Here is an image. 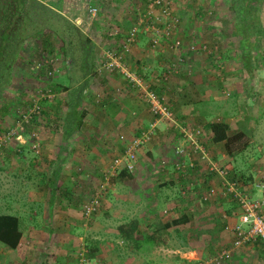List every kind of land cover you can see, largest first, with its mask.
I'll list each match as a JSON object with an SVG mask.
<instances>
[{
	"label": "rangeland",
	"instance_id": "374dc122",
	"mask_svg": "<svg viewBox=\"0 0 264 264\" xmlns=\"http://www.w3.org/2000/svg\"><path fill=\"white\" fill-rule=\"evenodd\" d=\"M38 1L52 8L57 12V16L49 18L46 12L31 14L27 12L25 17L32 18L31 22L37 23L38 26H45L44 33H49L47 30L55 31L57 40L53 41V47L60 45L61 41L58 42L60 37L65 44L67 43L63 57L70 65L72 60L76 63L71 65L75 74L80 73V54L75 51L77 37L88 34L93 39L95 49L97 45L105 46L107 33L112 28L122 29L123 32L126 26L133 23V11L135 15L142 9L144 12V5L148 2V0H139L141 4L135 10L136 6L132 3L119 0ZM165 1L168 2L172 13L178 17L179 27L182 29L181 40L188 45L189 41L195 39L198 45L204 43L214 53L212 60L206 56L207 53L201 52L194 58L196 65L193 66L191 62L186 63L188 80L192 79V74L195 72H197V78L200 72L198 88L202 91H199V96L204 100L197 106L205 109V119L227 118L232 125L240 124L246 135L251 131V126L255 127L256 130L249 133L250 136L247 138L248 141L250 140L249 143L235 156L231 165L234 167L236 177L238 172H243V177L250 174L252 181H257L258 170H264V155L257 149L259 146L264 147V52L262 53L261 50L264 48V5L260 12L263 36L254 53L256 67L252 73L253 78L242 82L244 90L242 92L235 86L234 78L233 80L227 78L221 89H208L211 80L220 79L216 76L219 66L222 65L218 62L220 60L218 57H221L220 54L225 53V50L230 59L224 58L222 70L226 68L231 74H236L238 70L236 60L232 59L235 52V39L230 35L224 20L227 9L217 8L219 11L211 15L206 11L209 10L208 6H217L215 0ZM90 6L96 7L95 17H90L88 11ZM195 6H202L206 9V14L200 18L195 17L194 9H192ZM77 19L81 21H76ZM69 24L74 28L71 29ZM54 34L52 33L55 37ZM145 39L144 34L138 38L140 43L137 46L145 47V53L143 49L140 50L145 58L143 60L145 67L142 68L139 65L137 70L141 71L146 81H149L150 78H154V67L159 64L154 62L155 58H159L157 60L160 63H165L171 54L165 49L146 51ZM186 45H183V48H186ZM40 46L41 39L37 37L32 40L26 50H21L20 55H24L22 64H13V80L3 91V99L0 102V212L18 216L20 229L24 233L20 245L22 249L18 250L21 257L18 252L13 251L9 254L6 264H37L40 261L50 264H264L263 251L259 252L244 243L237 247L232 245L231 233L225 228L221 229L218 219L222 218L221 214L225 212L227 202L204 205L193 196L181 197L177 195L180 183L176 181L174 186L169 188H158V183L161 181L174 179L175 174L169 166L175 158L172 152L175 144L187 142L186 138L182 139L181 135V138L178 136L174 127L179 125L180 121L184 122L187 127L179 125L178 130L184 131L186 135L191 126L201 127L200 124L204 119L196 117L195 114L185 113L172 107V115L175 113V116L180 119L177 120L172 116L171 121L159 119L153 123L154 135L147 144L136 149L133 179L125 185L109 181L108 178L112 175L110 163L117 155L116 153L122 151V144L117 143L118 136L129 138L138 128H145L153 119L140 99L139 92L129 87L121 77L117 78L115 73H113L115 74L113 80L104 79V84L98 76L93 75L91 79L93 84L89 87L88 98L92 101L95 98L100 101L103 99L105 106L100 108L101 106H94L95 103L92 107L84 105L88 109L84 126L82 125L79 133L70 139L69 157L58 175L57 185L71 191V201L69 200L65 205L55 203L49 212L48 193L46 188L42 187L40 180L45 179L50 170V162L58 150L59 135L56 133L57 129H52L51 127L54 126L46 125L45 121L56 122V111L53 109H56V99L65 92L59 89L55 93V99L53 97L49 101L52 108H47V113L41 114L42 118L35 117L37 122L33 121V118L28 123L31 114L27 116V121L22 116L26 112L24 108L28 98L36 99L38 96L45 95L43 91L49 90L51 86H70L73 83L67 82L65 69L53 67L50 73L51 78L48 80L25 63L31 56L37 57ZM137 46L134 47L139 50ZM55 52L58 53L57 50ZM95 58H97L96 55ZM128 59L125 60L126 64H130ZM209 63L214 64L215 68H211ZM57 64L56 62L54 65ZM209 76L211 80H208ZM176 82V74L171 75L167 79L166 87L177 91L178 89L175 90ZM76 83L73 85L75 86ZM185 86L190 89L189 84ZM206 96L210 99L205 98ZM246 106L248 108L252 106L249 112ZM27 110L33 111L29 107ZM92 111H97L100 118L104 119L101 126L97 123L100 120L98 115L92 116ZM181 112L190 114L189 118L180 117ZM114 116L117 120L112 119ZM89 117L92 118L91 121H87ZM98 126L104 133H100ZM19 130L23 132L19 133ZM106 131L111 133L110 136H105L108 134ZM7 133L10 134L9 138L6 137ZM99 134H102L99 136L102 142L97 139ZM87 136L91 138L88 139ZM202 136L204 140H207L203 128ZM105 138L108 140L104 141ZM19 144L26 147L21 156H18L16 152ZM33 145L35 147H32ZM100 145L106 149V152H100ZM208 148L212 153L214 152V156H220L217 158L218 163L221 158L224 160L222 146L216 147L217 151L211 147ZM221 154L224 157H221ZM161 164H165L164 167ZM243 182L246 183H243L244 189L250 191L249 183L244 180ZM253 192L255 197H260L255 189ZM164 194L167 195L166 199L163 197ZM96 195L98 196L96 210L84 216L82 206ZM174 206L177 210L178 206H184L189 216L188 224L161 231L158 235L162 243L149 247L146 251L132 252L113 235L117 224L127 219L136 218L141 224L146 222L154 224L158 220L163 222L164 217L171 219L179 214L173 213ZM235 212L232 211L230 216L225 213L227 219L228 216L230 218L228 221L225 219L228 227L236 222ZM86 240H96L100 251L97 258L80 262L81 254L85 251ZM222 252L229 257H219ZM5 255L7 257L8 254Z\"/></svg>",
	"mask_w": 264,
	"mask_h": 264
},
{
	"label": "trees",
	"instance_id": "16d2710c",
	"mask_svg": "<svg viewBox=\"0 0 264 264\" xmlns=\"http://www.w3.org/2000/svg\"><path fill=\"white\" fill-rule=\"evenodd\" d=\"M215 5L217 6H211L208 11L204 9L202 6H195L192 7L194 9V16L197 18L202 17V15L206 14V12H209L211 15L215 14V11L218 12L221 7L227 9V16L224 18L225 22L227 23V28L230 30V35L235 39V45H234V55H232V59L236 60V63L238 65V77L241 78L242 82H247L248 80H251L253 78V70L254 67H256V64L254 62V53L256 51L257 44L260 43V38L263 36V29L260 25V12L262 10V6L264 5V0H215ZM133 4V3H132ZM140 1L136 0L133 4L134 6H140ZM146 5V4H145ZM144 5V6H145ZM218 8V9H217ZM206 11V12H205ZM29 12L30 14L32 12L39 13V12H46L48 13L49 18H53L57 16V12L52 10V8L46 6L42 2L38 0H0V102L3 99V91L7 89V86L11 83L13 80V73L12 68L13 64L19 63L22 64V59L24 58V55H20L21 50H26V48L30 45L33 39L40 38L41 39V46L39 49V53L37 54V57L31 56L27 61L25 62L33 71H36L39 73L40 76L44 77L45 79L51 78L50 74H47V72H51L53 67H56L58 69H65L66 70V76L67 82H72L73 84L76 83L74 86L73 84H70V86H62V87H50L49 90H45V95L38 96L36 99L28 98L25 103L24 110L26 111L25 114L22 116L25 121H27V116L30 115V119L28 120V123L34 118L33 121L37 122L35 117L42 118L41 114H46L47 108L52 106L49 104V102L54 96L55 93L61 89V91L65 92V94L60 95L59 98L56 99V109H53L56 111V122L47 120L45 121L46 125H52L54 127H51L52 129H57L59 142L57 143V152L54 156V158L50 162V170L48 174L45 176V179H41L40 183H42V187L46 188L47 190V208L48 211L51 212L53 209V206L55 203L67 204L68 201H71V191L67 190L65 187L60 188L58 183V175L59 172L62 169V166L64 162L69 157L70 152V139L74 136H76L80 128L82 126V119L87 113L86 107L84 105H87L88 107L93 106H102L104 104L103 99L100 101V99L95 98L94 101H92L86 94L90 95L89 90L86 89L89 86V82L91 83L90 87L93 84V75L98 76L99 79H101V83L104 84V79H107L113 72L117 74V76L122 78L127 85L130 87H133L136 89V92H139V97L146 106L148 107L147 103L143 99L142 91H140L139 87L133 83L128 81V79L120 72L114 70L113 72H106L105 70H98L97 67H100V64L103 62L105 57L102 55V59L100 62H96L97 58H95V52L97 48L95 49V46L92 42V40L87 35H81L77 37V47L75 48L76 52H79L80 54V73L75 74L74 70L72 69L71 65L76 64L73 60L71 65L69 63H66L64 60V54L65 52V45L67 46V43H64V40L58 39V42H60V45L57 47H53V41L57 40V36L54 34L55 31L51 32V30H47L49 33H44L43 30L45 26H38L37 23H32V18L27 19L26 14ZM132 22H135V13L133 11ZM30 17V16H28ZM95 17V16H94ZM63 19V18H62ZM31 23V24H30ZM68 23V22H67ZM72 28L71 24H69ZM179 26V24H178ZM178 28V27H177ZM210 29V28H207ZM115 31V34L109 36L106 35V39L113 38L115 41H122V38L124 36V32H122V29L112 28L110 31ZM109 31V32H110ZM52 33L55 35V37L52 35ZM181 42V37L179 38ZM55 42V41H54ZM187 43V42H186ZM188 43H193L195 46H197L198 42L194 39L192 41H189ZM187 43V44H188ZM69 44V40H68ZM183 45H186L183 42ZM114 49L118 51L121 49V43L118 44V47H116L115 44H113ZM57 50L58 53L55 51ZM109 50V49H107ZM229 50V49H228ZM262 53L264 52V48H261ZM183 51V52H182ZM182 51L180 53V57H182L181 62L176 61L177 53L176 52H170L171 57L166 60L165 63L161 65L155 66V68L159 69V71H155L154 78H150L149 81H146V79L143 78V75L141 74V71L131 70L128 68L129 71L133 72L145 85L146 89L155 93L157 97H161L162 95L165 96L167 104L169 106V109L172 111V107L176 110H179L181 105L191 103L193 106V115L195 114L196 117L204 119L203 122H201L200 126L207 130L209 132V138L207 137V140L202 141L204 149L207 150L209 156L213 160H218L217 156H214V154L210 151L208 148L209 143H221L220 146H222L223 154L225 155L224 160L221 158V161L219 160V165L227 170V178L229 177L230 180L237 179L238 181H241V184L243 185V180L247 181L249 184L252 182V176L248 174L246 177H243V172H238L237 177L235 176L236 172L234 170V167L231 165L232 160L237 156L249 143V138L243 130H240L239 128H231L227 122H224L222 119L215 118L214 120H207L206 118V112L205 109L200 108L197 106V104L203 102V97L199 96V90L195 92V94L192 95L190 93L194 86V81L189 78L187 75L188 72L186 71V63L195 62L194 58L195 56L199 55L202 51L200 49L197 50H186L185 48H182ZM188 51V52H187ZM186 52V53H185ZM197 54V55H196ZM207 57L212 60L214 58V53L212 51L208 52ZM221 57L218 61L219 63H222V65L219 66L218 74L216 75L220 79L218 80H211V83H217V89H221L222 86L221 83L225 81L224 77L229 72L226 71V68L223 69V60L224 58H229V54L227 50H225V53L220 54ZM28 57V56H27ZM56 62L58 63L57 65ZM97 63V64H95ZM172 63H176V66L173 67ZM215 63V62H214ZM54 65V66H53ZM70 65V66H69ZM209 66L212 68H215L214 64H210ZM190 67V66H189ZM191 70V69H190ZM76 71V70H75ZM214 71V69H213ZM179 73V74H178ZM176 74L178 76L179 80L181 81V88L179 91H173L171 88L165 87L167 84V79L171 76ZM215 75V74H214ZM237 75V74H236ZM41 77V78H42ZM185 77V82L182 80V78ZM187 79V80H186ZM246 79V80H245ZM241 82V83H242ZM186 84H189L191 86V89H188ZM243 84V83H242ZM73 85V86H72ZM241 85V84H240ZM242 86V85H241ZM243 87V86H242ZM251 87V86H250ZM165 89V92H164ZM187 89V90H186ZM167 90H169L170 94L168 95ZM184 90V91H183ZM202 91V89L200 90ZM244 90H242L243 92ZM253 91V90H252ZM173 94H172V93ZM175 94V95H174ZM167 95V96H166ZM192 95V96H191ZM197 97V98H196ZM212 98V97H211ZM55 99V97H54ZM210 99V98H209ZM21 101V98H20ZM178 106V108H177ZM32 108V112L28 111L27 109ZM45 107V108H44ZM55 107V105H54ZM27 108V109H26ZM183 109V108H182ZM148 111V110H147ZM50 112V110H49ZM101 113V112H100ZM148 113L153 117L152 123L155 120L156 115L151 114L149 111ZM190 114H185L183 112L180 113V117L183 116V118H189ZM26 116V117H24ZM175 118V113L173 115ZM197 118V119H198ZM178 118V116L176 117ZM197 121V120H196ZM200 122V120H198ZM189 123L191 121H188ZM193 122V121H192ZM149 123V124H150ZM195 123V122H194ZM148 124V125H149ZM148 125L145 128H138L135 132V134H132L130 137L137 136L140 131L145 130ZM182 126H185V123L180 121V124ZM177 125L174 127L175 131H177L178 136L180 137L179 128L180 126ZM23 130H19V133H22ZM120 136V135H119ZM118 136L117 143L122 144V151L118 153L114 159L118 156H121L125 150L126 142L129 140V138L124 137V139H120ZM122 136V135H121ZM178 137V138H179ZM181 138V137H180ZM204 138V137H203ZM206 143V144H205ZM32 147H35L33 145ZM101 150L100 152L104 153L106 152V149L100 145ZM24 145L19 144L17 146L16 152L18 156H21L23 154ZM220 152V151H219ZM64 153V154H63ZM217 154V153H216ZM215 154V155H216ZM224 157V156H221ZM113 159V160H114ZM113 160L111 161L110 165L112 164ZM135 163L136 158L134 161V167L132 170L127 169L125 166L117 168L115 172L109 176V181L112 183H119L122 185L128 184L132 179L135 169ZM165 165V164H164ZM164 167V166H163ZM173 164L169 166V168L173 171L175 174L174 179L164 180L160 183H158V188H169L170 186H174L175 181L177 180L180 184L178 186V192L181 196V191L184 190V188L187 186L186 181L189 178H192V174L194 173L195 168L190 167L188 169H185L182 174L180 172H177L173 168ZM196 170L198 171V175L203 180V187H207L208 180L211 178H214V172L213 171H202L200 167H196ZM101 178H103V174H101ZM240 178H243V180H239ZM235 181V180H234ZM246 184V183H245ZM196 192V189H195ZM94 193V192H93ZM96 193V192H95ZM176 193V192H175ZM176 195V194H175ZM197 194L195 193L194 196ZM97 199V195L95 196ZM163 197H167L166 194L163 195ZM183 197V196H181ZM93 199V198H92ZM166 199V198H165ZM198 200V199H197ZM90 201L86 202L88 204ZM200 202V200H199ZM221 202L226 203L227 207L225 208V212L222 214H227L230 216L232 214V211H236V204L233 200L228 199L225 200V202L221 199L215 201V202H204L202 201L204 205H210ZM230 203V204H229ZM85 205V204H84ZM83 205V206H84ZM82 206V213L85 214L84 207ZM97 207V206H96ZM96 207L90 211L88 214H92ZM173 213L178 212L179 214L176 216H173L170 220L166 222H160L159 220L154 223H139L136 218L127 219L115 227L114 236L116 238H119L127 247L131 249L132 252H139V251H146L149 247L156 246L160 243L161 238H159V235L161 231H167L169 228L177 227V226H184L188 224L189 222V216L186 213V210L184 206H178V210L175 208ZM236 213V212H235ZM221 214V215H222ZM218 219V218H217ZM219 225L221 229H224V226L226 225L225 218L218 219ZM19 218L15 214L10 213H4L0 212V242L7 247L14 248L16 244L18 243V240L20 238L21 232L19 230ZM230 232V231H229ZM231 233V232H230ZM214 236H216L214 234ZM232 240L234 239L232 233H231ZM244 244H247L249 246H252L257 251H263V242L260 240L259 236L255 238V240H247L243 242ZM98 242L96 240H86L85 242V251L81 255L82 258L85 261H89L92 259L97 258L100 248L98 247ZM262 253V252H261ZM39 264H50L49 262L40 261Z\"/></svg>",
	"mask_w": 264,
	"mask_h": 264
},
{
	"label": "built area",
	"instance_id": "2783aa9c",
	"mask_svg": "<svg viewBox=\"0 0 264 264\" xmlns=\"http://www.w3.org/2000/svg\"><path fill=\"white\" fill-rule=\"evenodd\" d=\"M119 1H127L134 4L136 0ZM135 10H137V6ZM142 10L140 13L136 14L135 22L131 23L125 30L121 41V49L118 51L114 49L104 50L103 57H105V59L100 64V67H98V70L102 69L108 73L116 70L122 73L128 81L135 83L140 91H142L144 101L148 104L147 110L151 114L156 115V117L145 130L140 131L137 136L129 138L126 142L123 154L116 157L110 165L112 174L117 168L119 169L123 166L132 170L134 167L136 149L147 144L154 135L155 125L153 123L159 119L171 121L173 116L165 96L162 95L161 97H157L155 93L147 90L142 81L126 67L124 55L129 52L130 47L135 43L137 38L141 34H144L147 36L150 49L153 50L162 46L169 52H176V61L181 62L182 57H180V53L183 48V42L175 35V31L178 29L177 27L179 24L178 17L172 13L168 2L165 0H148L144 12ZM88 11L90 17H94L96 7L90 6ZM113 34H115L113 30L107 33L109 36ZM185 49L190 51L200 49L205 51V53L211 51L204 43L197 44V46L193 43H188ZM172 66L175 67L176 63H172ZM50 73V71L47 72V74ZM184 127L186 128L187 126ZM180 134L182 139L186 138L187 142L175 144L172 151L173 157L175 158H173L171 165L173 164V168L181 174L185 169L190 167L195 168V174H192V178L185 180L187 186L181 191V196L195 197L194 194L196 193L198 201L200 200V202L204 201L206 203L215 202L219 199L233 200L237 206L236 222L232 226H224L234 237L232 245L237 247L239 244L247 240H255V238L259 236L260 240L263 242L264 248V170H258L257 174L259 179L249 184L250 191L245 190L241 181L237 179H234V181L230 180L229 177L227 178V170L221 167L217 160L210 158L202 143L203 136L201 127L191 126L187 135L182 130ZM8 135L10 134H6L7 138H9ZM119 138L124 139L121 135ZM257 149L264 155V147L259 146ZM196 167H200L202 171H206L207 169L208 171L214 172L215 177L212 180H208L206 188L203 187L204 185L202 186L203 180L198 175L199 173ZM106 181L107 178L105 182ZM254 189L260 194V197L254 196ZM96 206L97 199L94 197L88 204L83 206L85 214L88 215ZM221 216L227 219L225 214ZM223 253L224 252H222V254ZM222 254H220L219 257H229L226 253ZM80 262H85L82 256Z\"/></svg>",
	"mask_w": 264,
	"mask_h": 264
},
{
	"label": "crops",
	"instance_id": "0c3cea01",
	"mask_svg": "<svg viewBox=\"0 0 264 264\" xmlns=\"http://www.w3.org/2000/svg\"><path fill=\"white\" fill-rule=\"evenodd\" d=\"M76 21H81L80 19H77ZM85 24V23H84ZM129 26V25H128ZM128 26H126V28H125V30L127 29V27ZM94 29V28H93ZM118 28H115V30H117ZM125 30L123 31V32H125ZM89 32L91 31L90 29L88 30ZM181 31H182V29H181V27H179L178 26V29L175 31V35L177 36V37H180V35L182 36V34H181ZM85 35H87L88 36V34H85ZM92 41H93V39H92V37H90V36H88ZM139 38V37H138ZM138 38H137V40L135 41V43L130 47V49H129V52L126 54L125 53V55H124V58H125V60H127L128 58V60H130L129 61V63L131 64H126L127 66V68H130L131 70L133 69V70H135V68L137 69V66H139L140 65V67H142V68H144L145 67V65H143V60L145 59L144 58V56H142L143 54L141 53V49H143V51H144V53H145V47H144V45H143V48L141 47H138L137 45H138V43H140V41H138ZM145 41H146V45H147V47H146V51L148 50V51H150V50H152V49H150V47H149V45H148V39H147V36H146V39H145ZM103 43H105V42H103ZM106 45L105 46H98L97 45V50L95 51L94 50V54L96 55V57H97V60H96V62L98 63V62H100L101 61V59H102V55L101 54H103V52H104V50H106V49H111V48H114L113 47V44H115L116 45V47H118V44L119 43H121V41H118L117 40V42L115 41V39H113V38H111V39H109V38H107V40H106ZM102 45V44H101ZM137 46L138 48H139V50H136L135 49V47ZM159 49H161V50H164V48L162 47V46H160L159 48H157V50H159ZM154 51L156 50V49H153ZM162 52V51H161ZM169 52V51H168ZM170 53V52H169ZM100 55V56H99ZM157 59H159V58H155V60L156 61H154L156 64L157 63H159L158 65H161V64H163V63H160V61H158ZM97 63H95V64H97ZM192 63V65L194 66V65H196L195 64V62H191ZM133 66H135V67H133ZM225 66H227V62H225ZM98 68V67H97ZM157 72V71H159V69H157V68H155L154 67V70H153V72ZM210 71V70H209ZM209 71H207V72H209ZM226 71H228L227 69H226ZM192 72H193V70H192ZM254 72V71H253ZM114 73V72H113ZM111 74L109 77H107V79H111V80H113V78H114V76H115V74ZM196 73L197 72H195V73H193L192 75H193V77H192V80L194 81V86H193V90L190 92V93H192V95L193 94H195L196 95V93L197 92H195V90L196 91H200L201 89H199L198 88V77L200 76V72H198V76H197V78H196ZM238 73H239V71L237 70V72H236V74H231V73H228V74H226V76L224 77L225 79V81H223L222 83H221V85L220 86H224V84H225V82H226V79L228 78H231L232 80H233V78L235 79V81H236V84H235V86H237V87H239V89H240V91H242L243 90V87L240 85V84H242L241 82H242V80H241V78L240 77H238L239 75H238ZM179 74V73H178ZM229 75V76H228ZM116 76H117V74H116ZM195 77V78H194ZM117 78H118V76H117ZM191 79V78H190ZM208 80H211V76H209V78H208ZM213 82V81H212ZM209 83H211V82H209ZM167 84V83H166ZM90 85H91V83L89 82V86H88V88L86 89L87 91L89 90V87H90ZM217 83H214V84H209L208 85V89H211V88H216L217 87ZM113 86V85H112ZM176 88H175V90H180V89H182L181 88V84L179 85V78H178V76H177V82H176ZM166 87V86H165ZM196 87V88H195ZM190 89H191V86H190ZM109 90V89H108ZM172 90V89H171ZM187 90V89H186ZM184 91V90H183ZM164 92H165V89H164ZM105 93V92H104ZM87 96H88V94H86ZM191 95V96H192ZM197 98V97H196ZM205 98H209V97H205ZM248 105H251V104H249V102H246ZM256 103V102H255ZM256 105V104H255ZM105 106V104H103L100 108H103ZM182 106V108L180 107V109L179 110H181V111H185V113H192V112H194L193 111V106H192V104L191 103H187V104H183V105H181ZM254 106V105H253ZM263 106V105H262ZM92 107V106H91ZM247 108V111L249 112V110H251V108H252V106H249V108H248V106H246ZM177 108H178V106H177ZM254 110H256V109H254ZM256 112V111H255ZM88 115V112L86 113V115L84 116V118L82 119V121H83V123H82V125L85 123L84 121L86 120L85 118H86V116ZM91 115L92 116H95V115H98V118L100 119V120H98L97 121V123L99 124V126H101V124L102 123H104V119L103 118H100V115H99V113L97 112V111H92L91 112ZM85 119V120H84ZM91 117H89L88 118V120L87 121H91ZM113 120H117V118L114 116L113 118H112ZM224 122H227L228 123V125L231 127V128H239L240 130H243L242 128H241V126H239L240 124H234V125H232L231 124V122L230 121H228L227 120V118H224V119H222ZM113 122H116V121H113ZM117 122H120V121H117ZM84 126V125H83ZM99 126H98V130L100 129L99 128ZM204 130V132L206 133V135H207V137L209 138V132L207 131V130H205V129H203ZM251 131L249 132V133H252V132H254L256 129H255V127L254 126H251V129H250ZM100 131V133H104L103 132V130L101 131V130H99ZM109 132H110V130H109ZM108 131H106V133H108V134H105V136L107 137V136H110V134L111 133H109ZM249 133H247V136L249 137L250 136V134ZM86 134H87V132H86ZM249 134V135H248ZM102 136V134H99V135H97V139H98V141L99 142H102V138H99V136ZM252 135V134H251ZM87 138L89 139V138H91V137H89V136H87ZM108 139L107 138H105L104 139V141H107ZM108 143H106V145H107ZM206 144V143H205ZM221 145V143H216V144H213V143H209V146L208 147H211V149H215L216 151H217V148L216 147H219ZM113 151H115L114 150V148H113ZM116 152V151H115ZM119 152H117L116 154H118ZM214 153V152H213ZM94 155H96L97 156V154H94ZM95 156V157H96ZM221 156H222V154H221ZM174 181H176V182H178L177 180H174ZM162 182V181H161ZM203 185V184H202ZM11 214V213H10ZM236 214H237V212L234 214L235 216H236ZM173 218V217H172ZM163 219V218H162ZM230 218H229V216H228V219H227V221L229 220ZM168 220H170L169 218H167V217H164V219H163V222H166V221H168ZM162 222V223H163ZM19 230H20V232H21V235H20V238H19V240H18V243L16 244V246L14 247V248H10V247H7L6 245H4V244H2L1 242H0V264H6V260L7 259H9V254L10 253H12L13 251H16V252H18V250H20V249H22L21 247H20V245H21V241L23 240V236H24V233L21 231V229H20V226H19ZM19 254H20V252H18ZM5 254H8L7 255V257H6V255ZM16 257H18V256H16ZM19 257H21V254H20V256ZM40 263V262H39ZM39 263H37V264H39ZM131 264V263H130Z\"/></svg>",
	"mask_w": 264,
	"mask_h": 264
}]
</instances>
